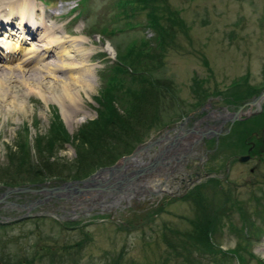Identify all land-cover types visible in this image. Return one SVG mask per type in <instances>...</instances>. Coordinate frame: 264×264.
<instances>
[{"label": "rangeland", "instance_id": "374dc122", "mask_svg": "<svg viewBox=\"0 0 264 264\" xmlns=\"http://www.w3.org/2000/svg\"><path fill=\"white\" fill-rule=\"evenodd\" d=\"M0 1V35L4 36L6 31H12L10 38L16 40L18 35L22 34L16 28L18 13L12 14L8 20H4V16L9 10L16 12L19 3L23 1ZM28 1L27 4L33 8L35 16H38L46 24L41 23V29L38 31L39 36L43 31L48 34H46L47 38L53 36L60 40V44L64 46L72 44L74 48L75 45L76 48H79L77 51L71 48L72 53H76L75 61L84 65L73 68L72 72H75V75H81L85 68L90 69L91 73L87 76L90 86L87 91H82V95L76 103L70 104L66 98H61L60 102L68 113L63 117L62 106L52 100V94L57 92V89L53 88L56 85L49 84L48 76L42 80L41 78L35 80L31 78V75L26 74L21 78L17 71V67L19 69L21 66L19 65L21 64V54H11L13 57L8 62L0 59V64L3 65L0 67V92L2 90L1 93L8 96L12 94L10 90H5L10 81L7 78L9 72H13L15 77L17 75L16 79L21 82H18L19 89L14 91L15 94L18 92L16 99L12 96V99L8 98L7 102H4L0 98V167L8 168L11 171H13L15 163L21 161V157L27 159L20 162L24 164L23 171L26 168V162L36 160L35 142L39 138L42 145L40 149L44 154H48L45 147L46 140L43 138L50 134L49 129L55 115L59 116L56 121H59L58 118H60L63 126L66 127L69 139L55 141L51 159L67 163L73 161L76 155L72 142L73 135L82 123L97 116L96 107L99 104L95 98L99 95L98 91L102 83L98 76L100 69L114 61L119 45L123 48V45L142 36L149 39L154 38L152 31L143 28L147 18L144 13L137 19L141 22L140 26L118 32L113 37L108 38L94 32V27L97 29L103 26L112 28L114 25L119 27V24H123L124 18L118 22L114 18V14L119 10V7L114 4L115 0H86L85 10L80 4L75 11L71 8L77 3V0L66 2L51 0L47 5L40 0ZM167 3L171 5L172 9L179 10L186 26L184 29L175 28V37L173 41L170 40L172 44L163 56L164 61L157 75L173 79L178 88V95L187 102L195 100L192 91L195 78H203L207 81L205 84L209 88L208 91L212 93L205 101V103L209 102L207 109H218L222 112L234 111L236 108H228V104L222 98H233L232 93L236 91V88L231 89L230 83L237 78L242 81L241 77L245 75L248 76L246 82L250 85H258L264 81V0H167ZM77 13L79 14L77 15ZM75 15L77 16L74 18ZM15 31L16 33H13ZM26 37L23 38L26 39ZM68 40L72 42L70 43ZM27 41L29 43H24V46L31 49L33 45L38 47L37 44H45L46 39L45 41L36 40V42L30 39ZM51 53L42 57L35 56L28 68L39 67L43 69V72L39 68H36L37 71L53 75L52 71L55 73L56 69L51 66L54 65V61L56 63L59 61L56 59L55 53ZM1 54H3L2 48H0ZM56 74L67 78L65 71ZM4 87L5 89H2ZM38 90L48 96L46 103L40 99ZM25 91L31 93L28 94L29 97H25ZM168 94L165 95L166 101L159 110L158 115L160 116L169 115L177 108V106L175 108L174 105H170L172 100ZM18 102H21L23 106H19ZM187 102H184L185 106H187ZM229 106L232 107V105ZM263 109L264 99L259 103V106H245L242 111L245 114L250 112L246 116L250 119ZM195 111L197 110L193 109L189 113L192 114ZM154 120L155 118L150 121V124H154ZM235 122L230 127L231 132L236 126ZM23 125L27 126L26 131H24ZM227 126L225 124L223 129ZM253 127H256L255 124L249 128ZM246 130L248 128L244 125L238 126L233 133L227 132L231 133V137L224 141H221L220 138L217 141L213 137L197 141L198 135H186L182 141L181 149L183 151L178 156L179 160L170 161V165H175L173 175L167 178V183L171 187L170 192L148 193L143 197L138 196L132 199L130 203L122 199L117 205H97L96 208L90 210L81 205L78 208H64L66 210L62 211L56 208L60 205L59 203H51L43 208L38 207L32 210L33 212L41 210L44 213H50L47 216L42 214L1 223V263L115 264V261L118 260L119 263L121 262L120 264H138L145 256L148 260H153L159 255L158 251L165 250L162 234L169 235L168 227H175L179 230L191 228L188 219L194 217L192 196L187 199H181V197L192 187L202 184L206 185L201 191L206 194V197L214 204L213 206H220L218 202L223 201L225 194H228L231 199L234 198L237 203L243 204V207L235 205L236 210L241 208L242 212L253 214L264 205V149H261L259 153L253 151L246 161L239 160L240 155L250 152L247 149L249 143H247V147L242 144L244 139L241 135ZM262 132L264 129L259 133L261 138ZM155 135L156 133L151 134V136ZM21 138L30 145V158L24 156V150H20L17 145V141L20 142ZM124 140L125 138L121 139L122 142ZM122 144L117 147L123 146ZM117 147L110 155L117 151ZM158 148L159 145L150 148L147 153L153 155ZM14 155L18 156L19 160ZM171 155H173L172 151L167 154V159ZM94 157L95 161L92 163L97 162L100 158L98 154H95ZM144 159L147 160L148 157L146 156ZM209 179L217 180L216 188L219 195L211 191L212 183L209 182ZM49 181L54 184L65 182L54 178H50ZM206 187L208 188L205 189ZM6 188L8 187L2 186L0 182V190ZM80 198H85V196ZM233 202L235 203V201ZM69 204L71 203H61V205ZM222 204L225 210L231 205L224 201ZM70 210L80 214L74 215L76 212L71 213ZM236 210L232 211V221L240 225V214ZM12 212L11 207L0 202V215L12 217L19 213ZM184 216L189 218L185 219ZM55 219L63 225L66 224L60 226L54 221ZM258 220L256 221L261 223ZM164 225H167V229L163 228ZM224 229L228 230V227L226 226ZM219 236V244L224 250L234 247L238 241L236 235H231L228 231H224ZM44 244L47 248L53 246L54 252L40 250L41 254L44 253L42 257L35 252ZM4 247L6 248L4 249ZM251 250L258 258L264 260V236L257 243H253Z\"/></svg>", "mask_w": 264, "mask_h": 264}, {"label": "trees", "instance_id": "16d2710c", "mask_svg": "<svg viewBox=\"0 0 264 264\" xmlns=\"http://www.w3.org/2000/svg\"><path fill=\"white\" fill-rule=\"evenodd\" d=\"M50 1L44 0V3L49 4ZM80 4L85 10L86 0H77L73 10L78 9ZM114 4L119 7L114 18L116 22L124 18L123 24H119V27L114 25L112 28L103 26L97 29L94 27V32L108 38L113 37L118 32L140 26L141 22L137 19L144 13L147 18L143 28L152 31L154 38L149 39L142 36L123 45V48L119 45L114 61L100 69L98 76L102 83L98 91L99 95L95 98L99 104L96 107L97 116L82 123L73 135L72 142L76 153L73 161L67 163L51 159L55 141L69 139L66 127L63 126L60 118H58L59 121H56L59 116L55 115L48 138H43L46 140L45 147L48 154L42 152L40 149L42 148L41 140L37 139L35 142L37 158L26 162L25 172L23 171L24 164L20 163L27 160L25 157H21V161L15 163L13 171L0 167L2 186H25L49 181L50 178L61 181L84 179L96 169L111 165L118 158L129 154L151 134L178 122L190 110H197L207 101L210 94L212 95L205 84L207 81L203 78H195L192 84L195 100L187 102L178 95V88L173 79L157 75L164 61L163 56L172 44L170 40L173 41L175 37V28L184 29L186 26L179 10L172 9L167 0H115ZM246 77L248 76L241 77L242 81L237 78L230 83L231 89L236 88V91L232 93L233 98L222 97L223 101L228 104V108L237 109L244 102L256 97L264 87V81L258 85H250L246 82ZM240 89L245 90L240 91ZM167 93L172 100L170 105H174L175 108L177 106V108L169 115L160 116L158 113L166 101ZM184 102H187V106ZM154 118V124H150ZM254 124L256 127L249 128ZM235 125L234 130L241 125L248 128L241 137L244 139L242 144L245 147L249 143L247 149L249 151L251 149L250 152L259 153L261 149H264V141L257 137V133L264 125V109L250 119L235 122ZM26 127L23 125L24 131L27 130ZM234 130L230 132L233 133ZM229 133L220 136V140L224 141L230 138L231 133ZM122 138H125L124 142L121 141ZM23 140L21 138L20 142L17 141V145L20 150H24V156L30 158V145ZM121 143L123 146L117 147ZM116 147L117 151L110 155ZM95 154H98L100 158L97 162L92 163L95 161ZM14 157L18 156L14 155ZM23 172L24 174H22ZM209 182L212 183L211 191L219 195L216 188L217 180L211 179ZM205 185L192 187L181 197V199H187L192 196L194 217L184 216L185 219L189 218L188 222L191 228L179 230L175 227H168L169 235L162 234L165 250L158 251L159 255L153 260H148L145 256L138 264H264V260L258 258L251 250L253 243H257L264 236V205L253 214H247L242 212L241 208L235 209V205L243 207V204L237 203V200L234 198L233 200L230 195L225 194L223 201L231 203L230 208L225 210L223 201L218 202L220 206H213L214 204L201 191ZM234 210L240 214V225L232 221V211L234 212ZM258 219L261 223L256 221ZM54 221L63 226L60 222ZM226 226L228 230L224 229ZM163 228L167 229V225H164ZM224 231L236 235L238 239L234 247L225 250L218 240L219 235ZM6 247L9 246L6 245ZM43 249L50 253L54 252L53 246L47 248L44 244L35 253L43 257L44 253L41 254L40 251ZM120 263L118 260L115 261V264Z\"/></svg>", "mask_w": 264, "mask_h": 264}, {"label": "bare ground", "instance_id": "6f19581e", "mask_svg": "<svg viewBox=\"0 0 264 264\" xmlns=\"http://www.w3.org/2000/svg\"><path fill=\"white\" fill-rule=\"evenodd\" d=\"M22 1H23L22 3H19V7H17V11L16 12L14 11L15 13L12 12L11 10H9L8 13L7 12L5 13L4 20H8L12 16V14L18 13L17 14L18 15V17H17L18 18V22H16L17 23L16 24V26H17L16 28L22 34L21 35L19 34L18 38L16 37L17 38L16 40H14V38L12 40L10 38V36H3V34L0 35V43H2V45H4V47L6 49V51H5L6 55L3 54V57L5 59V62H8L13 57L10 54L11 52H15V53H18V54L22 55V57L20 58L21 59V62H20L21 64H19L21 66H19V69L17 67V71L20 74L21 78H22V75H26V74H29V76L31 75L32 76L31 78H33L35 80H40V78L42 80V79L47 78V76H48V78H50L48 80L49 84L50 85L51 84L56 85L55 87L53 86V88L57 89V92H53L54 94H52V100L57 101L58 105L62 106V111H63L62 112V114H63L62 116L65 117V115L68 114V113L64 109V107H63L64 105L61 104V102H60V100L62 101L61 98L62 97L64 99L66 98V100H68V102L70 104L76 103L80 99V95H82L81 94L82 91H87L89 89L90 83L87 82V76H89V74L91 73L90 69H87V68L84 67L85 69L83 70L81 75H75V72H72L73 68H75V67L78 68L79 66H81V65L83 66L84 65L82 63H79V62L75 61L74 57H75L76 53H72L73 52L72 49L74 48V45L70 44L72 41L68 40L70 42L69 43L70 45L66 44L64 46V45L60 44L61 43V42H59L60 40H58L57 38L56 39L53 38V36L52 37L49 36L47 38L48 34L46 33L47 34L46 35L43 31H42V35L39 36L38 38H32L35 35L39 34L38 31L41 29L39 26L41 25V23H43V21L38 16H35V14H34L35 11L33 10V8L29 4H27V2H29L28 0H22ZM8 2L11 3V1H8ZM1 5H2V3H1ZM3 6H5V5L3 4ZM0 9H1V7H0ZM13 18H15V17H13ZM25 19L28 20V21H33L34 22L32 24V28L31 29H24V27L22 26V24L24 23ZM43 24L46 25L45 22ZM42 30H44V29H42ZM13 33H16V31L13 32ZM29 35H32V36L29 37ZM24 36H27L26 40L30 39V40H33L34 42H36V40L45 41V39H46V42H45V44H41V45L37 44L38 47H35L33 45L31 49H28V47L24 46L25 45L24 44L25 38H23ZM74 49H75V51H77L79 48L78 47L76 48V45H75ZM107 49L110 50V48H107ZM49 52L50 53L51 52L55 53L54 55H55L56 59L59 61L57 63H56V61H54V65L51 66V67H53V69H56V72L54 71L55 73H53V71H52L53 75H51L50 73L46 74V73H41V72L37 71L36 68H39V67H34L33 69H29L28 68V67H30L29 64L32 62V59H34L35 56L36 57H37V55L39 57L46 56L47 54H49ZM2 66L3 65L0 64V67H2ZM6 68H8V67H6ZM13 69H15V68H13ZM39 69L42 70V72H43V69H41V68H39ZM62 71H65V74H67L66 75L67 78L56 74L57 72H62ZM8 76L9 77H7V78H9L10 81L7 83V86H6L7 88L5 89V87H4L2 89L10 90V92L12 94H10L8 96L7 94L1 93L2 92V90H1L0 98H2L1 100L4 101V102H7V99L11 98L12 96H13L12 98H15V99L17 98V93L18 92L15 94L14 91L19 89L17 86H19V83H21V82H19L16 79L17 75H16V77L13 76V72H9ZM31 78H30V80H31ZM4 81H6L5 78H4ZM32 86H36V85H32ZM16 87H17V89H16ZM46 87H44V88H46ZM21 90L23 91L24 89H21ZM24 93H25V97H29V95H28L30 93L29 91H27V92L25 91ZM38 94L40 96V99H43V101H45V103H46L47 99H48V96H45V94L41 90H38ZM19 96H21V95H19ZM11 102H13V100H11ZM1 103H3V102H1ZM18 105L19 106H23V104H21V102H18ZM208 120H210V119H208ZM182 141H183V139H182ZM182 143L179 145V147L176 150V152L180 151V149L182 147ZM172 153H173V155L175 154L174 152H172ZM148 155H150V154H148L145 151H142V152L140 151L138 154H136L134 157H131L130 159H128L124 163V165H123V166H125L124 169L128 170V169H130V167L137 166L138 164H140L144 160V157H146ZM179 155H181V154L176 155V157L179 158L178 157ZM174 169H175V165H170L169 167H166V168L160 166L155 173L151 174L150 176L142 177L141 179L136 181V183L134 185L135 188H134L133 191H131L130 193H127V195L125 193H123L125 195H123V194L117 195L115 197V199L113 200V203L117 205L118 203H120V201L122 199H125V201H128L127 203H130L132 199H134V198H136L138 196L143 197V196H145L148 193H158L159 194V193H163V192H170L171 187H169V185L167 183V178H168V176L170 177V176L173 175ZM102 176L105 178L106 175L102 174ZM90 194H93V193H90ZM89 196H91V197H89ZM89 196H85V198L76 199V201H74L71 204H69L70 205L69 207L70 208H76V207L78 208L81 205L82 206H87V203L89 201H93V200L95 201V199L96 200H101L102 199V197H100L98 195H89ZM66 202H68V201H66ZM66 202H64V203L67 204Z\"/></svg>", "mask_w": 264, "mask_h": 264}, {"label": "water", "instance_id": "95a60500", "mask_svg": "<svg viewBox=\"0 0 264 264\" xmlns=\"http://www.w3.org/2000/svg\"><path fill=\"white\" fill-rule=\"evenodd\" d=\"M263 99H264V87L261 89L259 94L256 95V97H253L251 100L244 102L242 105L239 106L238 109L234 111H227V110L226 112L212 111L211 113L215 115V118L220 120V122L217 124H211V125L207 124L204 128H198L196 126L184 128V124L187 123V121L184 120V122H181L179 124L167 128L163 134L147 140L146 143H142L141 145H138L130 154L121 157L118 161L115 162V164L100 167L99 169H96L93 173L84 177V179L82 178V179L65 181L60 184H55L53 186L47 185L45 186L44 190L50 191L58 198L69 199V200L72 199L74 200L76 199L77 196L98 195L101 192H105V193L109 192L112 193L113 196H117L123 193L127 195V193H130L131 191L134 190L135 188L134 185L136 181H138L142 177H145V175L147 176L149 174H152L160 166H168L170 161L174 159L179 160V158H177L176 155L182 154L183 149H180V151L178 152H176V150L178 149L179 145L182 143L181 142L182 139L186 135L188 134L198 135L197 140L204 137L209 138L215 136V139L218 141L220 134H224L230 131V127L235 121L244 119V117H246L250 113L249 112L248 114H245L242 111L245 108V106H249V107L253 105L259 106V103ZM207 106H209V103H207L206 106L203 107V109L205 110ZM226 123H228V126L226 128L227 131L223 133L222 127ZM262 138H263L262 140L264 141V132H262ZM168 140L169 142H167ZM162 141H166V142L164 143V145H162L161 148L158 149L157 153H155V156H153V158L149 160L147 163L141 162L137 166H134L128 170L124 169L125 166L123 165L128 159L134 157L140 151L141 152L146 151L147 149L155 145L161 144ZM194 142H196V140H194ZM170 151L174 152L175 154L171 155V157L167 159V154H169ZM249 157H250L249 154L242 155L239 156V160L246 161ZM119 172L120 175L118 174ZM102 174L106 175L105 178L102 176ZM34 191L37 190L34 189L32 185L10 187L4 190L2 196L0 197V202L5 201L6 197L12 194L34 192ZM92 206L93 205H91L90 208ZM78 214L80 213L78 212L77 215ZM26 215L28 214L20 215L19 217L21 218L22 216H26ZM3 219L5 221H10L13 220L14 218H3Z\"/></svg>", "mask_w": 264, "mask_h": 264}, {"label": "flooded vegetation", "instance_id": "af4514ba", "mask_svg": "<svg viewBox=\"0 0 264 264\" xmlns=\"http://www.w3.org/2000/svg\"><path fill=\"white\" fill-rule=\"evenodd\" d=\"M206 104L207 103H204L203 105H201L199 107V110L191 115V117L189 118L190 121L184 124V128L193 127V126H196L198 128H204L207 124L211 125V124H217L220 122V120L216 119L215 115L213 113H211L212 111H218V109L209 110L206 108L204 110L203 107L206 106ZM208 119H210V120H208ZM262 129H260L259 132L257 133V137L260 136L259 133ZM223 131H224V129H223ZM260 138H261V136H260ZM202 139H204V138H202ZM197 141H199V140H197ZM252 144H254V143H252ZM249 149H250V147H249ZM250 151H251V149H250ZM248 154L251 156L252 152H249ZM147 157L149 159V155ZM148 159L147 160L144 159V161H148ZM47 185L53 186L55 184L52 182H49V183H47V182H45V183H43V182L33 183L32 186L37 191L18 193V194H12V195L7 196L6 200L1 202V203H3L5 206L11 207L13 209L12 213L19 212L16 216H12V218H14V220H11V221L19 220V219L24 218V217H31L32 213H37V211L32 212V210L37 209L38 207L43 208L45 205H50L51 203L52 204L59 203L60 205H58L56 208L58 210L64 211V208H68L69 205H61V203H64L66 201L72 203V202L76 201L75 199L69 200V199H61V198L56 197L50 191L44 190L45 186H47ZM3 192H4L3 189L0 190V197L2 196ZM103 194H104V192H101L100 195H98V196L104 197ZM68 202H66V203H68ZM22 210H24V211H22ZM25 214H28V215L22 216L21 218L19 217L20 215H25ZM6 217H8V216L0 215V220L4 221L3 218H6Z\"/></svg>", "mask_w": 264, "mask_h": 264}]
</instances>
